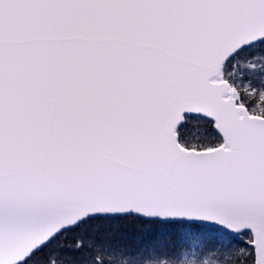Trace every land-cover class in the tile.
I'll list each match as a JSON object with an SVG mask.
<instances>
[{
    "label": "snow or ice",
    "instance_id": "obj_1",
    "mask_svg": "<svg viewBox=\"0 0 264 264\" xmlns=\"http://www.w3.org/2000/svg\"><path fill=\"white\" fill-rule=\"evenodd\" d=\"M0 264H264V0H0Z\"/></svg>",
    "mask_w": 264,
    "mask_h": 264
},
{
    "label": "trees",
    "instance_id": "obj_2",
    "mask_svg": "<svg viewBox=\"0 0 264 264\" xmlns=\"http://www.w3.org/2000/svg\"><path fill=\"white\" fill-rule=\"evenodd\" d=\"M122 231L125 235L121 237V239L126 243L134 244L140 237V232L136 229L135 226H129L127 229H122Z\"/></svg>",
    "mask_w": 264,
    "mask_h": 264
}]
</instances>
